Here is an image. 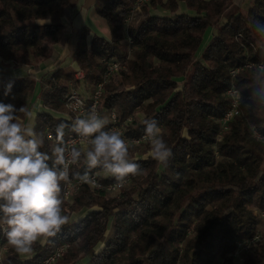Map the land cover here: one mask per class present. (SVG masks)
<instances>
[{
	"label": "trees",
	"instance_id": "16d2710c",
	"mask_svg": "<svg viewBox=\"0 0 264 264\" xmlns=\"http://www.w3.org/2000/svg\"><path fill=\"white\" fill-rule=\"evenodd\" d=\"M76 2L0 0V58L37 70L53 44L69 40L63 16ZM132 2L94 0L110 36L79 26L72 60L90 84L106 71L101 58L118 60L124 67L104 83L99 107L114 109L119 122L142 113L123 126L127 136L143 132L144 120H155L172 156L167 165L150 155L131 156L142 172L129 176L116 197L80 185L71 204L62 207L68 216L81 209L84 215L70 219L47 244H35L26 259L8 244L2 264H41L61 244L66 247L57 264H236L231 256L236 240L257 232L260 219L253 207L264 212V139L253 131L264 137V67L257 66L264 63V35L256 29L264 25V0H250L245 9V0H149L138 11H132ZM180 2L194 13L178 12ZM208 27L216 31L199 51ZM72 79L73 71L59 65L38 78L32 72L0 74V103L30 111L32 101L26 103L24 95L37 92L42 100L33 128L44 137L40 150L49 155L61 122L68 124L64 140L74 133L64 105ZM231 85L242 95L240 113L215 139ZM17 115L24 120L23 113ZM135 148L140 146L129 147V154ZM85 171L96 173L102 184L115 181L86 165L71 166L69 174ZM94 205L99 209L87 210ZM260 240L243 253L242 264H264V237ZM0 241L8 243L2 231ZM98 242L104 244L96 250Z\"/></svg>",
	"mask_w": 264,
	"mask_h": 264
},
{
	"label": "clouds",
	"instance_id": "9594fccd",
	"mask_svg": "<svg viewBox=\"0 0 264 264\" xmlns=\"http://www.w3.org/2000/svg\"><path fill=\"white\" fill-rule=\"evenodd\" d=\"M256 30L264 35V25ZM18 112L29 120L34 118V113L24 106L17 109L13 104L0 103V231L17 253L30 255L35 244H47L69 223L62 207L61 183L69 182L71 166L102 169L114 178L115 187H123L129 176L141 174L142 169L130 156L122 133L115 128L106 129L109 121L95 108L71 121V131L76 133L80 146L64 140L67 123L57 126L51 155L40 150L43 135H38L30 124H23ZM143 124L150 157L167 165L172 150L157 122L144 120ZM183 134L188 135L186 130ZM253 135L264 139L258 133ZM76 178L100 187L89 171L83 175L76 173Z\"/></svg>",
	"mask_w": 264,
	"mask_h": 264
},
{
	"label": "built area",
	"instance_id": "2783aa9c",
	"mask_svg": "<svg viewBox=\"0 0 264 264\" xmlns=\"http://www.w3.org/2000/svg\"><path fill=\"white\" fill-rule=\"evenodd\" d=\"M149 3V0H133L132 2V11H138L142 5ZM126 21V20H125ZM124 34L127 36L126 33V26L124 25ZM127 40L128 37H126ZM106 66V71L103 74V77L101 80H99L95 84H89L87 82L85 72L80 68H75L73 70V79L68 82V89L65 94V109L68 112V117L72 121L77 116H82L83 114L87 113L88 111L95 108V110L103 117H106L109 121V125L107 129L115 128L119 132L122 133L123 138L127 142L129 147L137 146L142 142H146L147 140L144 137V132L138 134V135H130L127 136L124 133L122 125L125 124L127 121H130L129 118L124 119L122 122H119L116 116V112L114 109H107V108H99V98L101 96V93L103 91V85L108 80V77L112 73H118L121 64L116 59H100ZM258 68L262 69L264 67V63L260 62L258 63ZM236 69L231 70V74L233 75ZM227 93L230 96L229 98V104L225 112L220 118V130H226L228 128V123L233 119L235 115H238L240 113V102H241V94L239 93L238 89L231 85L227 89ZM79 103V106L76 108L75 111H73V106L77 105V102ZM104 113V114H103ZM256 133V132H255ZM48 137H51L49 133ZM260 136V135H259ZM66 142L69 144L75 143L77 146H80L79 138L77 137L76 133H72L68 135L65 139ZM96 178L97 183L100 185V187L92 186L86 183H81L79 179L76 178V176H71L69 174V182L64 183L62 186V197L68 198L70 197L80 185L86 184L88 187L92 189H104L107 192H119L121 190V187H115V181L108 182L106 184H102L97 179L96 173L90 174ZM126 184V183H125ZM261 215H264V213H261ZM262 238V235L260 232H256L254 235L248 238L244 239H237L235 242V249L231 253L232 259L235 263L242 264L243 262V253L246 251H249L260 239ZM66 247V244H61L58 246L52 253H50L42 262V264H51L56 261V259L60 256L61 252ZM4 250L3 242L0 241V264H2V251ZM237 262H236V261ZM219 264V263H216Z\"/></svg>",
	"mask_w": 264,
	"mask_h": 264
},
{
	"label": "crops",
	"instance_id": "0c3cea01",
	"mask_svg": "<svg viewBox=\"0 0 264 264\" xmlns=\"http://www.w3.org/2000/svg\"><path fill=\"white\" fill-rule=\"evenodd\" d=\"M94 0H77L73 7H68L64 11L63 20L65 22V34L69 37V40L65 44L55 43L53 44V53L49 58H46L39 62L38 69L35 70L32 66L24 65L21 67H16L11 61H3L0 58V74H8L13 77L24 76L28 72L35 73L37 78L44 72L54 70L57 65L63 67L66 70H71L76 66L75 62L72 60V50L74 48V34L76 29L81 25H86L90 28L91 33L100 32L97 30L96 26L91 19H93V14H95L93 8ZM107 38V37H106ZM32 101V112L43 110L42 100L34 95L27 96L25 102ZM33 119L27 120L26 125L33 126Z\"/></svg>",
	"mask_w": 264,
	"mask_h": 264
},
{
	"label": "rangeland",
	"instance_id": "374dc122",
	"mask_svg": "<svg viewBox=\"0 0 264 264\" xmlns=\"http://www.w3.org/2000/svg\"><path fill=\"white\" fill-rule=\"evenodd\" d=\"M249 1L250 0H245V2L242 4V8H246L247 7V5H248V3H249ZM150 11H152V12H155V13H160V14H165V13H167L166 11H164V10H162L161 8H157V9H152V8H150ZM178 12H184V13H188V14H193L194 12L193 11H191V10H189V9H187L186 8V6L184 5V3L183 2H180L179 3V7H178ZM93 19H91L92 21H93V23H94V26H96V28H97V30L100 32V35L101 36H103V37H107V38H109V36H110V34H109V30H108V27H107V25H106V23H105V20L103 19V18H101L100 16H98L96 13L95 14H93ZM216 31V29L214 28V27H208L206 30H205V32H204V34H203V37H202V40H201V44H200V46H199V51L205 46V44L210 40V38L212 37V35H213V33ZM128 42H129V40H127L126 38H124V40H123V43H127V45H128ZM127 50H129V46L127 47ZM13 64V63H12ZM249 65H251V63H248V66ZM124 66L123 65H121V67L120 68H123ZM75 68H80V67H77V66H75L74 68H72L71 70L73 71ZM80 69H82V68H80ZM260 69V68H259ZM83 70V69H82ZM84 71V70H83ZM235 73V72H234ZM232 75V74H231ZM71 81V80H70ZM88 82V81H87ZM90 84V83H89ZM92 85V84H91ZM37 90H38V88H37ZM239 91V90H238ZM239 93H240V91H239ZM226 94L228 95V93H227V90H226ZM241 94V93H240ZM27 96L28 95H24L22 98L24 99V101H25V98H27ZM35 96H37V92L36 93H34V98H35ZM228 97H230L229 95H228ZM241 98H242V95H241ZM230 99V98H229ZM29 102V101H28ZM28 102H26V103H28ZM263 103V101H259V104H262ZM31 107H32V104H31ZM31 107H30V111L32 112V109H31ZM100 109L101 108H104V107H99ZM108 109V108H107ZM35 114V113H34ZM104 114V113H103ZM142 113H140V112H137V113H135V114H133V115H129L128 117H126L125 119H127V118H129L130 119V121H127L125 124H123L122 125V127L124 126V125H126L127 123H129V122H131V121H133V119H141L142 118ZM20 118V117H19ZM27 120H28V118H24V120H22V118H20V121L23 123V124H25L26 125V122H27ZM219 125H220V119H219ZM159 128H160V130H161V126L159 125ZM227 130V129H226ZM225 130H220V127H219V132L215 135V139H220L221 138V135H222V133L224 132ZM144 132V131H143ZM256 131L254 130L253 131V133H255ZM142 133V132H141ZM257 133V132H256ZM140 134V133H139ZM138 135V134H137ZM137 146H140V148H135V150H133V151H131V153H130V156H133V157H137V158H143V157H146V155H149V153H150V145H149V142L148 141H146V142H142V143H140L139 145H137ZM133 147H135V146H133ZM100 173V175H102V176H105L107 173L106 172H104V171H101V172H99ZM127 183V182H126ZM125 185V184H124ZM123 185V186H124ZM120 192H121V190L119 191V192H107L106 191V193H107V195L110 197V198H112V197H116V196H118L119 194H120ZM61 194H62V192H61ZM73 195V194H72ZM72 195L70 196V197H68V198H63V200H64V202L66 203V207H67V205H70L71 204V202H72ZM91 209H99V207L98 206H96V205H94V206H92V207H90L89 209H87V210H91ZM86 211H85V209H81V210H78V211H75V210H73V211H71L70 212V214H69V218L70 219H74V220H78L79 218H81L83 215H84V213H85ZM253 212H254V214H257L258 216H259V219H260V223H259V225H258V228H257V230L256 231H258V232H260L261 233V235H262V237H264V215H261V213H264V212H262V211H258L256 208H254L253 207ZM69 219V220H70ZM105 234H106V232H105ZM259 241H261V240H259ZM103 242H98L97 244H96V246H95V249L97 250L98 248H101L102 246H103ZM3 246H4V250L2 251V257L4 258V256H5V253H6V250H7V248H8V243H6V242H4L3 243ZM65 249V248H64ZM32 254V253H31ZM31 254L30 255H26V254H19V256L22 258V259H26V258H28V257H30L31 256ZM243 257V256H242ZM3 258H2V260H3ZM236 261V260H235ZM43 262V261H42ZM42 262H41V264H42ZM237 262V261H236ZM51 264H57L56 263V261L54 262V263H51ZM236 264H239V263H236Z\"/></svg>",
	"mask_w": 264,
	"mask_h": 264
}]
</instances>
